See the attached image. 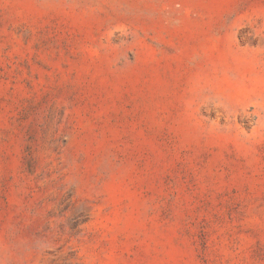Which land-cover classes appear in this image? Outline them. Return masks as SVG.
<instances>
[{
	"label": "rangeland",
	"instance_id": "374dc122",
	"mask_svg": "<svg viewBox=\"0 0 264 264\" xmlns=\"http://www.w3.org/2000/svg\"><path fill=\"white\" fill-rule=\"evenodd\" d=\"M0 264H264V0H0Z\"/></svg>",
	"mask_w": 264,
	"mask_h": 264
}]
</instances>
